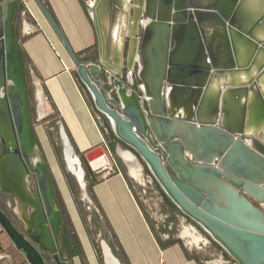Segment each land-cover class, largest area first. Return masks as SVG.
Here are the masks:
<instances>
[{
  "label": "water",
  "instance_id": "obj_1",
  "mask_svg": "<svg viewBox=\"0 0 264 264\" xmlns=\"http://www.w3.org/2000/svg\"><path fill=\"white\" fill-rule=\"evenodd\" d=\"M84 1L98 43L97 59L90 63L72 51L50 11L34 0L69 54L95 111L106 118L117 141L141 159L177 209L233 261L264 264V129L259 126L264 98L257 83L264 74V36L254 38L242 63L230 39L236 35L247 42L256 31H264V10L252 16L242 0H216L210 6L197 0H138V13L135 0ZM16 5L17 0H0V189L31 211L21 231L0 208V227L28 264H70L58 240L60 216L47 166L34 148L24 59L15 38ZM131 18L136 21L133 34L126 26ZM206 20L224 31L222 53H215L203 35L201 22ZM112 38L121 41L120 51ZM135 66L140 85L129 82L128 71L133 77ZM239 71L245 80L233 78ZM210 84L216 92L208 99ZM227 93L242 95L236 130L221 120ZM250 93L261 104L254 120ZM204 113L211 119H202ZM247 122L254 131H244ZM58 133L63 160L82 189L84 175L69 169L65 151L95 170L100 167L93 163L103 160L104 148L77 155L61 123ZM30 180L33 196L24 189ZM5 181L16 184L15 190ZM100 247L103 264H121L105 238Z\"/></svg>",
  "mask_w": 264,
  "mask_h": 264
},
{
  "label": "crops",
  "instance_id": "obj_2",
  "mask_svg": "<svg viewBox=\"0 0 264 264\" xmlns=\"http://www.w3.org/2000/svg\"><path fill=\"white\" fill-rule=\"evenodd\" d=\"M41 1L56 20L72 51L83 62L95 61L98 43L91 12L85 1ZM19 3H22L21 8L18 7ZM22 11L25 15L17 21L16 39L24 58V66L31 71L33 83L37 89L38 117L41 118L43 114L49 112L56 114L58 122L63 126L77 155H83L95 147L103 146L105 138L101 122L87 92L75 77V65L62 42L34 0H17L15 13L20 12L21 14ZM215 35L217 37L218 33L216 32ZM246 55V50L243 47L241 57ZM114 60L115 52L111 57V61L114 62ZM132 74L133 77L128 71L130 84L135 80V84L140 85L134 72ZM120 77L124 80L123 74ZM127 91L130 92L131 89H127ZM214 92L215 90L210 91L207 98H212ZM231 98L228 99L229 102H232ZM39 99L43 104V113L40 112ZM30 124L35 146L40 147L39 150L43 156L44 154L50 155L52 148L44 128L40 124L41 129H37L36 124L31 120ZM125 175L123 171L119 170L95 179L92 184L93 205L103 221L109 225L108 233L111 237L109 244L121 264H237L232 259H225L224 254L215 260L201 257L190 243L183 242L180 237H172L178 241L162 247L138 200L134 186L129 183L128 177ZM136 179L141 180V175ZM143 181H137V183L143 186L145 184ZM6 185L12 190L16 188V184L7 182ZM24 189L28 191L27 185ZM12 195L14 203L21 211L20 202L22 201L14 194ZM72 209L78 219L77 224L83 231L81 235H78L77 232L83 248V260L86 264H101L85 235L73 204ZM24 211L27 209L23 207ZM67 212L74 222L69 207H67ZM181 237L183 236L181 235ZM1 241L4 243L3 233L0 231V251L2 250Z\"/></svg>",
  "mask_w": 264,
  "mask_h": 264
},
{
  "label": "rangeland",
  "instance_id": "obj_3",
  "mask_svg": "<svg viewBox=\"0 0 264 264\" xmlns=\"http://www.w3.org/2000/svg\"><path fill=\"white\" fill-rule=\"evenodd\" d=\"M146 18L147 17L144 13L143 20H146ZM15 26L17 27V23ZM139 34H141V32H139ZM16 42L18 46L17 39ZM137 70H138V66H135L133 72L136 78L138 79V81L140 82L139 77L137 76ZM33 82H34L33 75L31 71L25 68L24 83H25V88L30 106V112H29L30 120L31 122H34L36 124L37 129L39 130L41 129L40 127L41 124L46 134L47 132H50L52 142L56 145V147L59 148V153L57 155L55 154V151L53 150V147L50 142L51 148L53 150V151L51 150L52 153H50V155L48 154L47 156L44 154V156L42 155V157L46 159V162H48L46 165H48L50 174L52 175V179L54 183V184L52 183V186L54 187L56 192V200H58V205L60 206L62 211L66 214H67V207H69L73 215L74 222L73 220H71V218H68L69 220H66L65 224L70 229H72L76 233V235L77 232L78 235L83 234V231L79 228L77 224L78 219L73 214V209H72V204H73L77 210V214L81 222V225L84 229L85 235L87 236L95 252V255L100 260V263L103 264L100 240L102 238H105L109 243L111 241V237L108 231L103 226V222L102 223L100 222V220H102L101 216L100 219H96L94 217V213L96 209L90 197L88 191V185L92 182V180L98 179L101 176L107 174V170L105 169L103 170L102 168H97L93 170L89 166H87L81 159L80 160L77 159V163L81 166L84 175V180L82 181V183L84 184L83 188L81 189L78 186L75 177L69 172L63 160L62 145L58 133V128H59L58 120L52 122L50 117L53 116V113L50 112L47 113L48 116H45L43 118H40L37 115L38 112L37 89ZM97 115L99 121L102 122V117L98 113ZM119 148L129 151L134 156L136 160V164L138 165V170L141 173V180H144L143 182L145 183L143 186L137 183V181H141V180H137L131 175L127 163L124 161V159L121 157L119 153ZM35 157L36 155L32 156V158ZM113 157L117 164L118 169L126 174L131 185L134 186L137 192L138 200L147 218L152 223L155 232L157 233V235H159V237H161V239L166 240L168 237H174V238L180 237L183 242L187 244L190 243L192 245V248L199 255H201V257H205L211 260H215L220 255L224 254V251L221 249V247L218 246L215 242H213L199 226H197L192 220L188 219L185 215H183L178 209L171 208L169 205H167L164 202L161 194L156 189L157 183L155 182L154 178L147 170L145 165L142 163L141 159L131 149H129L126 145H123L118 142V146L117 143L115 145ZM6 200H7L6 202H8V205L2 204L0 202V208H2L6 212V214L16 225V227L21 228V223L14 214V212H19V207H17V205L10 197H7ZM79 209H80V213H82L83 218L81 217L80 213H78ZM74 223L76 226L74 225ZM185 227L193 229L195 234L200 235L205 239V242H198L197 244H195L194 242H191L190 238L181 237L180 235L181 231ZM0 231L3 233V237H4V243H2L1 241L2 250L0 251V264H28L24 256L15 249V247L8 239L6 234L3 232L1 227H0ZM74 262L76 264H86L85 260H83L82 257L75 258Z\"/></svg>",
  "mask_w": 264,
  "mask_h": 264
},
{
  "label": "bare ground",
  "instance_id": "obj_4",
  "mask_svg": "<svg viewBox=\"0 0 264 264\" xmlns=\"http://www.w3.org/2000/svg\"><path fill=\"white\" fill-rule=\"evenodd\" d=\"M227 1H229V0H227ZM197 3H199L201 5H205V6H210V5L215 4L216 0H197ZM134 6L136 8V11H138V13H139L141 10V7L138 5V0H135ZM241 6H243V8H245V9H247L252 16H257L264 10V0H242ZM203 15L205 17H208L209 12L204 13ZM201 24H202V29H203V35H204L206 41L208 42L209 46L211 47V49H213V51L217 54L222 53L223 50L225 49L224 31H223L222 27L219 25L212 26V25H210V21H208V20L201 22ZM119 25L121 26V23ZM126 26H127V32L133 34L136 31V21H134V18L129 19L128 25H126ZM115 28L119 29L120 27H118V24H117ZM216 32L218 33L217 37L215 35ZM115 33H116V31L113 30V38L115 36L114 35ZM263 36H264V31L258 30L255 32L254 37L251 39L248 38L247 42H246V41H243L242 39H240V37H238L236 35H230V39H231L233 46H234V51H235V54H236L239 62L242 63L246 59V56L252 52V49H253L254 44H255L254 38H261ZM113 38H112L113 47L116 49V51H120L121 50V41L117 40V42H116V40H114ZM243 47L246 50V54H247L245 57H241V55L243 53ZM233 78L238 80V81H243L246 79V76H245L244 71H239L238 73L234 74ZM257 83H258L259 88H260L261 96H262V98H264V74H262L258 78ZM213 90H215V92H216V85L215 84L208 85V88L206 91L207 96H208V93L210 91H213ZM230 97H232L231 98L232 102H229V100H228ZM233 98H235L234 101H233ZM225 99H226L225 114L221 116L222 123H224L225 125H227L228 127L232 128V129L236 130L238 128L239 119H240L242 95L239 93L238 94L237 93L236 94H230V93L228 94L227 93V95L225 94ZM41 102L42 101L39 99L40 112L43 113L42 112L43 104ZM249 102H250L249 104L251 106V110H250V106H249V110H250L249 114L251 115V119L254 120V118H256L254 116V114H255L254 111L260 110L261 104H260L259 100H257L254 97V95L251 93L249 94ZM250 115H249V117H250ZM201 118L204 120H210L211 115H210V113H207V114L204 113L201 116ZM259 126L264 129V121H260ZM254 130H255L254 125L249 124V122H247L245 124V127H244L245 132L249 133V132H252ZM34 148L36 149L37 147L34 145ZM65 153H66V157H67L66 159L68 162L69 169L71 171H73L74 174L80 176L83 173V170H82L81 166L77 163L76 156L74 154L71 155L68 151H65ZM119 153L122 156V158L124 159V161L127 163L129 170H130V173L134 177L138 178L141 175V173L138 170V165L136 164V160H135L134 156L132 155V153H130L127 150H123V149H120ZM105 164H107V159L104 157L103 160H101V162L93 163V167H100L101 168ZM81 184H83V183L81 182ZM21 213H24L23 208H21ZM181 235L183 237L190 238L191 242H194L195 244H197L198 242H205V239L203 237L195 234L193 229H190L188 227H185L183 229V231L181 232Z\"/></svg>",
  "mask_w": 264,
  "mask_h": 264
},
{
  "label": "trees",
  "instance_id": "obj_5",
  "mask_svg": "<svg viewBox=\"0 0 264 264\" xmlns=\"http://www.w3.org/2000/svg\"><path fill=\"white\" fill-rule=\"evenodd\" d=\"M20 12H17L15 13V25L17 23V21L20 20ZM16 26H15V36H16ZM89 49V48H88ZM86 49V50H88ZM24 59V58H23ZM74 74H75V77L78 81V83L81 85V87H83V85L81 84L78 76L76 75V72L74 71ZM50 119L53 121H57V117H56V114H53V116L50 117ZM101 129H102V132L104 134V138L108 144V147L109 149L111 150V152L114 153V150H115V145L116 143L118 142L117 141V138L116 136L114 135V133L111 131L110 129V126H109V123L108 121L106 120V118H104L102 116V126H101ZM48 134V137L50 139V142H51V145L53 147V150L55 151V154L58 155L59 153V148L56 147V145L52 142L51 140V133L50 132H47ZM126 177V175H125ZM127 180L129 181V179L127 178ZM94 181H92L89 185H88V191H89V194H90V197L92 199V184H93ZM130 183V181H129ZM156 189L159 191V193L161 194L164 202L169 205L171 208H176V206L170 201V199L165 195V193L162 191V189L156 184ZM96 209V207H95ZM79 213H80V209H79ZM81 217L83 218L82 216V213H80ZM94 217L96 219H100V214L98 212V210L96 209L95 213H94ZM94 219V218H93ZM102 219V218H101ZM148 219V218H147ZM189 219V218H188ZM149 221V219H148ZM100 222L102 223L103 222V226L105 227V229L109 232V225L107 224V222L100 220ZM152 229L154 230L153 226H152V223L149 221ZM155 235H156V238L157 240L159 241V244L164 247L166 246L167 244L169 243H172L174 241H178V240H174L172 237H169L168 239L166 240H162L161 237H159V235H157V233L155 232ZM115 238V237H113ZM62 239H63V247H64V250L66 252V254L68 256H79V257H84V253H83V248L81 246V243H80V240L78 238V236L76 235V233L70 229L65 223H64V226H63V234H62ZM224 257L225 259H231L226 253H224Z\"/></svg>",
  "mask_w": 264,
  "mask_h": 264
},
{
  "label": "flooded vegetation",
  "instance_id": "obj_6",
  "mask_svg": "<svg viewBox=\"0 0 264 264\" xmlns=\"http://www.w3.org/2000/svg\"><path fill=\"white\" fill-rule=\"evenodd\" d=\"M25 84V83H24ZM26 89V88H25ZM28 98V97H27ZM29 102V100H28ZM29 112H30V106H29ZM45 116H48L47 113H45L41 118L45 117ZM29 118H30V114H29ZM0 153H1V144H0ZM45 164H47L48 162H46V159L43 158ZM47 166V170L49 171L48 175H49V178L50 180L52 181L51 184L53 183V179H52V175L50 174V170H49V167L48 165ZM54 184V183H53ZM31 186V188H30ZM27 188H28V192H30V194L33 196V193H34V187H33V183H32V180H30L29 184L27 185ZM53 196H54V200H55V205H56V208L58 209V212H59V216H60V222H59V233H58V240H59V244H60V247L61 249L64 251L65 255L69 258L70 260V264H76L74 262L75 258L79 257V256H68L64 250V247H63V239H62V234H63V226H64V223H66V220H69L68 218H70V216L68 215V212L67 214L64 213L62 211V209L60 208V206L58 205V200H56V192H55V189L53 187ZM7 197H10L12 200H13V195L10 194L9 195V192L5 191V190H2L0 191V202L2 204H5V205H8V203L6 202V198ZM18 198V197H17ZM27 211H24V213H21V211L19 212H14V214L16 215L17 219L19 220V222L21 223V228H18L20 229L21 231H25L26 229V221H29V213L31 211V208L27 206ZM21 213V214H20ZM79 213V212H78ZM16 226V225H15ZM51 231V229H50ZM54 240V245L56 246V243H55V239L53 238ZM225 253V252H224ZM51 258H49L48 261H50Z\"/></svg>",
  "mask_w": 264,
  "mask_h": 264
},
{
  "label": "built area",
  "instance_id": "obj_7",
  "mask_svg": "<svg viewBox=\"0 0 264 264\" xmlns=\"http://www.w3.org/2000/svg\"><path fill=\"white\" fill-rule=\"evenodd\" d=\"M24 15H25V13H24V11H22L20 16H24ZM101 125H102V122H101ZM103 148H104V152H105V158L107 159V164H105L101 168L103 170L104 169L107 170V174L119 171L117 164H116L114 157H113V152H111V150L109 149L106 140L103 144Z\"/></svg>",
  "mask_w": 264,
  "mask_h": 264
}]
</instances>
